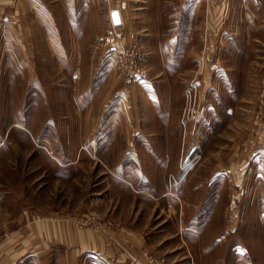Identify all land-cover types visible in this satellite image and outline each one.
Segmentation results:
<instances>
[{
    "label": "rangeland",
    "instance_id": "rangeland-1",
    "mask_svg": "<svg viewBox=\"0 0 264 264\" xmlns=\"http://www.w3.org/2000/svg\"><path fill=\"white\" fill-rule=\"evenodd\" d=\"M0 264H264V0H0Z\"/></svg>",
    "mask_w": 264,
    "mask_h": 264
},
{
    "label": "snow or ice",
    "instance_id": "snow-or-ice-1",
    "mask_svg": "<svg viewBox=\"0 0 264 264\" xmlns=\"http://www.w3.org/2000/svg\"><path fill=\"white\" fill-rule=\"evenodd\" d=\"M113 21H114V23H119V17H118V14H116V13H113Z\"/></svg>",
    "mask_w": 264,
    "mask_h": 264
},
{
    "label": "water",
    "instance_id": "water-1",
    "mask_svg": "<svg viewBox=\"0 0 264 264\" xmlns=\"http://www.w3.org/2000/svg\"><path fill=\"white\" fill-rule=\"evenodd\" d=\"M113 13L118 14V12H117V11H112V13H111L112 23H113L114 25H118V24L120 23V18H119V23H118V24H117V23H114V21H113ZM118 17H119V14H118Z\"/></svg>",
    "mask_w": 264,
    "mask_h": 264
}]
</instances>
